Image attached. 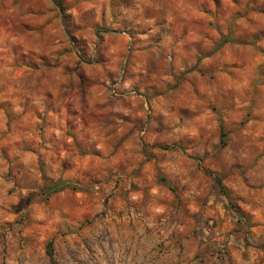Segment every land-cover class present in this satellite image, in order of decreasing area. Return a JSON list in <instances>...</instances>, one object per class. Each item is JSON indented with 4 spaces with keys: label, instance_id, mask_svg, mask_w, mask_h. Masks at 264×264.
<instances>
[{
    "label": "rangeland",
    "instance_id": "rangeland-1",
    "mask_svg": "<svg viewBox=\"0 0 264 264\" xmlns=\"http://www.w3.org/2000/svg\"><path fill=\"white\" fill-rule=\"evenodd\" d=\"M49 242L264 264V0H0V264Z\"/></svg>",
    "mask_w": 264,
    "mask_h": 264
},
{
    "label": "trees",
    "instance_id": "trees-1",
    "mask_svg": "<svg viewBox=\"0 0 264 264\" xmlns=\"http://www.w3.org/2000/svg\"><path fill=\"white\" fill-rule=\"evenodd\" d=\"M230 41V38L227 37V38H223L220 42H218L216 44V46L214 47V50H217L219 49L221 46H223L226 42ZM221 135L222 137L224 136V133L223 131L221 132ZM217 183L218 185L220 186V188H223L222 185H221V181L220 179H217ZM68 186V183L66 182H62V181H59L57 183H52L50 184L48 187H47V191L49 193H52V192H56V191H59L65 187ZM223 190V189H222ZM47 254L49 255L50 257V260H51V264H56L55 263V260L53 258V250H52V246H51V242L48 243V247H47Z\"/></svg>",
    "mask_w": 264,
    "mask_h": 264
},
{
    "label": "crops",
    "instance_id": "crops-1",
    "mask_svg": "<svg viewBox=\"0 0 264 264\" xmlns=\"http://www.w3.org/2000/svg\"><path fill=\"white\" fill-rule=\"evenodd\" d=\"M163 264V263H162ZM171 264H174V263H171Z\"/></svg>",
    "mask_w": 264,
    "mask_h": 264
}]
</instances>
